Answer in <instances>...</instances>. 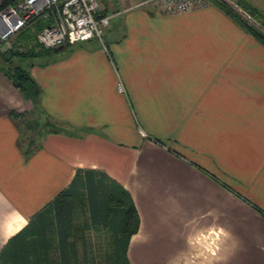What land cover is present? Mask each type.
Returning <instances> with one entry per match:
<instances>
[{"label":"crops","instance_id":"0c3cea01","mask_svg":"<svg viewBox=\"0 0 264 264\" xmlns=\"http://www.w3.org/2000/svg\"><path fill=\"white\" fill-rule=\"evenodd\" d=\"M142 1L102 0V41L33 59L41 111L25 135L12 113L33 105L0 70V251L92 168L136 207L131 264H264V46L213 4Z\"/></svg>","mask_w":264,"mask_h":264},{"label":"trees","instance_id":"16d2710c","mask_svg":"<svg viewBox=\"0 0 264 264\" xmlns=\"http://www.w3.org/2000/svg\"><path fill=\"white\" fill-rule=\"evenodd\" d=\"M233 1L259 26L225 0L211 3L264 46V13L249 0ZM5 2H0V6ZM46 24V20L36 19L0 47V70L37 113L41 111V88L30 67L32 59L53 51L35 40L36 31ZM12 115L24 117L26 113ZM32 122L27 120L25 124L30 128ZM43 125L48 131L61 130L48 119ZM33 144L34 140H29L26 153L37 146ZM139 222L133 200L122 185L102 170L78 168L68 186L4 244L0 264H131L128 242Z\"/></svg>","mask_w":264,"mask_h":264},{"label":"built area","instance_id":"2783aa9c","mask_svg":"<svg viewBox=\"0 0 264 264\" xmlns=\"http://www.w3.org/2000/svg\"><path fill=\"white\" fill-rule=\"evenodd\" d=\"M3 0H0L2 2ZM0 6V47L23 27L36 19L47 24L35 33L37 44L44 48L97 39L102 41L103 28L110 16L101 14L100 0H5ZM161 7L168 14L188 12L211 4V0H143L140 4ZM119 91L124 90L118 83Z\"/></svg>","mask_w":264,"mask_h":264},{"label":"rangeland","instance_id":"374dc122","mask_svg":"<svg viewBox=\"0 0 264 264\" xmlns=\"http://www.w3.org/2000/svg\"><path fill=\"white\" fill-rule=\"evenodd\" d=\"M102 1V0H101ZM103 1H108V0H103ZM113 1H115V2H117L118 0H113ZM225 1H227L232 7H234L236 4L234 3V1L233 0H225ZM212 4V3H211ZM235 8V7H234ZM236 9V8H235ZM237 10V9H236ZM238 11V10H237ZM242 11V10H241ZM242 13V12H241ZM245 13V12H244ZM244 13H242V15L246 18V19H248L245 15H244ZM249 20H250V18H249ZM250 21H252V20H250ZM253 22V21H252ZM255 25H257V26H259L257 23H255ZM107 27H104L103 28V35L105 34V32L107 31V29H106ZM262 29V28H261ZM36 59V61H38V62H41V61H43V59H44V57H36L35 58ZM33 60V59H32ZM28 62H30V61H28ZM37 115V114H36ZM36 115H35V112L34 111H32V113L31 114H26L25 115V117H26V121L28 120V121H30L31 122V120L33 119V118H35L36 117ZM38 116V115H37ZM41 118V117H40ZM29 124V123H28ZM31 124V123H30ZM27 124H25V128H24V132H23V135H25L28 131H29V128L26 126ZM24 127V126H23ZM22 127V128H23Z\"/></svg>","mask_w":264,"mask_h":264},{"label":"water","instance_id":"95a60500","mask_svg":"<svg viewBox=\"0 0 264 264\" xmlns=\"http://www.w3.org/2000/svg\"><path fill=\"white\" fill-rule=\"evenodd\" d=\"M240 13L242 12V13H244L243 11H241V9L240 8H238L236 5L234 6ZM241 13V14H242ZM244 15L249 19V16L246 14V13H244ZM254 24H255V22H253ZM63 46L62 45H60V46H58V47H55V48H53V50L54 51H57V50H59V49H61Z\"/></svg>","mask_w":264,"mask_h":264}]
</instances>
